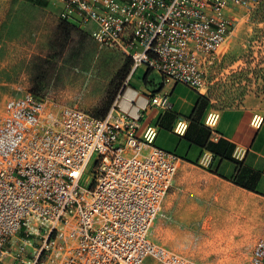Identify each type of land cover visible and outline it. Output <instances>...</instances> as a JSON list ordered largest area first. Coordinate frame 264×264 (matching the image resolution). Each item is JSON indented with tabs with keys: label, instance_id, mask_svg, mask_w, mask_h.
<instances>
[{
	"label": "built area",
	"instance_id": "built-area-1",
	"mask_svg": "<svg viewBox=\"0 0 264 264\" xmlns=\"http://www.w3.org/2000/svg\"><path fill=\"white\" fill-rule=\"evenodd\" d=\"M48 1L100 46L130 55L132 68L104 117L30 88L7 99L0 118V264H203L151 239L181 159L155 144L157 124L139 133L143 112L123 109L120 98L141 67L206 93L210 67L235 24L233 9L264 0ZM150 103L172 106L162 91ZM217 117L211 110L205 123L212 127ZM262 120L256 114L252 122ZM187 126L178 119L174 131L184 134ZM245 152L238 144L234 157ZM212 162L205 150L200 163ZM246 264H264V235Z\"/></svg>",
	"mask_w": 264,
	"mask_h": 264
},
{
	"label": "rangeland",
	"instance_id": "rangeland-1",
	"mask_svg": "<svg viewBox=\"0 0 264 264\" xmlns=\"http://www.w3.org/2000/svg\"><path fill=\"white\" fill-rule=\"evenodd\" d=\"M258 5L240 6L231 13L234 27L208 73L206 93L213 97V110L222 109L227 101L241 103L247 94L264 99V23L256 19ZM49 9L30 0H0V118L10 96L33 86L41 58L49 59L41 70L42 92L60 103L90 111L126 57L119 49L100 46L82 35L74 36L61 51L55 43L56 28ZM218 227L216 218L214 223L190 225L162 213L153 223L150 237L203 264H246L254 245L223 239L217 236ZM255 229L252 235L257 234L258 240L264 230L260 225Z\"/></svg>",
	"mask_w": 264,
	"mask_h": 264
},
{
	"label": "crops",
	"instance_id": "crops-1",
	"mask_svg": "<svg viewBox=\"0 0 264 264\" xmlns=\"http://www.w3.org/2000/svg\"><path fill=\"white\" fill-rule=\"evenodd\" d=\"M49 4L48 1L46 7L50 8L52 27L57 29L59 10L57 7L51 9ZM85 32L91 37L89 31ZM158 91L168 93L171 108L163 109L150 103L151 95ZM200 94L185 83L164 82L160 74L141 67L122 91L120 106L132 113L143 112L139 133L148 124H157L155 144L175 152L181 159L174 184L163 201L161 214L170 220L180 218V222L190 225L214 223L216 218L219 226L217 236L239 239L244 241L243 244L255 246L258 235L252 233L258 225L264 230V99L247 94L243 102L217 109V121L211 127L205 119L214 109L212 104L205 108L198 122L193 121ZM256 114L263 117L258 126L252 122ZM181 118L187 120V127L199 124L211 129L210 140H222L218 148L223 154H215L193 142L185 133H176L174 126ZM228 144L234 147L232 156L238 144L243 146L246 149L244 157L237 160L226 157L224 153ZM205 150L213 153L210 167L200 163ZM236 179L253 185L255 189L237 183Z\"/></svg>",
	"mask_w": 264,
	"mask_h": 264
},
{
	"label": "trees",
	"instance_id": "trees-1",
	"mask_svg": "<svg viewBox=\"0 0 264 264\" xmlns=\"http://www.w3.org/2000/svg\"><path fill=\"white\" fill-rule=\"evenodd\" d=\"M30 1L40 4L42 6H46L48 4L47 0H30ZM256 19L258 20V22L264 23V1H262L257 7ZM76 35H82L85 37L89 36V34L85 32V30H82L81 28H79L75 23L65 18L60 17L59 22L57 24V29H56V37H55L56 46L60 45L61 46L60 50L64 51L65 48L70 43V41L72 40V38ZM45 61L49 62V59H46V57H44L43 59L41 58L38 63H36V66L40 70V73L35 75V77L33 78L34 80L33 86L30 88L34 93L38 95H45L42 92V89L44 87V84H43L44 74H42L41 72V70L44 68L43 64ZM132 62H133L132 57L130 55H126L122 64L118 67V69L116 70L112 78L110 79L106 87L105 93L103 94L102 99L98 102V104L93 109L90 110V112L93 115L98 116V117H104L108 113L111 105L113 104L114 100L116 99L117 95L122 90L125 84L126 78L128 77L131 71V68H132ZM241 71H244V68H242ZM256 74L259 75L257 71H256ZM212 100H213L212 95L203 94V93L200 94V98L193 112V116H192L193 121L198 122L200 120L205 108L209 104H212ZM235 104L236 103L234 101H227L223 105V108L232 106ZM190 126L187 127V130L184 134L185 136L189 137V139L192 140L193 142H196L197 144H200L210 149L215 154H223L218 148L219 143L222 140H219L218 142H213L210 140L211 129H208L204 127L203 125H199V124H196V125L190 124ZM230 149L231 151L228 152ZM233 149L234 147H232L231 144H228L227 151L224 153V155L226 157H229L232 160H237V158L232 156ZM236 182L249 189H252V190L255 189L253 185L244 183L243 181L239 179H236Z\"/></svg>",
	"mask_w": 264,
	"mask_h": 264
}]
</instances>
